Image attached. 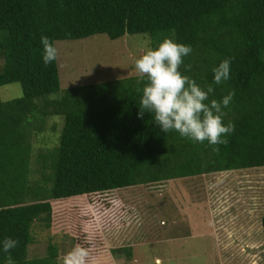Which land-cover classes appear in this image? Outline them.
Listing matches in <instances>:
<instances>
[{
	"label": "trees",
	"instance_id": "trees-1",
	"mask_svg": "<svg viewBox=\"0 0 264 264\" xmlns=\"http://www.w3.org/2000/svg\"><path fill=\"white\" fill-rule=\"evenodd\" d=\"M98 33H147L154 49L164 38L190 45L179 71L201 88L212 85L209 101L234 93L224 109L223 123L234 125L227 145L214 152L207 140L162 132L153 113L138 118L146 83L138 75L60 91L57 61L43 63L41 36L54 43ZM0 57V86L17 82L22 90L0 97V264L8 255L14 264H61L53 248L27 256L33 223L50 227L58 203L61 225L72 232L77 221L75 236L102 246L97 224L71 213L89 212L87 196L264 167V0H0ZM224 59L230 77L217 85L213 68ZM54 115L63 118L56 144L35 149L32 137ZM261 225L264 238V215ZM6 238L18 242L9 253Z\"/></svg>",
	"mask_w": 264,
	"mask_h": 264
},
{
	"label": "rangeland",
	"instance_id": "rangeland-1",
	"mask_svg": "<svg viewBox=\"0 0 264 264\" xmlns=\"http://www.w3.org/2000/svg\"><path fill=\"white\" fill-rule=\"evenodd\" d=\"M54 44L60 91L137 75L135 60L154 49L147 33L116 39L98 33ZM21 94L17 82L0 86L2 100ZM62 122L60 115L48 117L44 130L32 137L33 147L56 144ZM86 199L89 212L74 207L71 213L97 224L102 246L93 247L87 235L76 237L77 221L72 232L69 224L61 225L58 203L50 227L33 223L27 256L42 257L53 248L63 264L79 246L88 252L86 264H264V167L114 189Z\"/></svg>",
	"mask_w": 264,
	"mask_h": 264
},
{
	"label": "clouds",
	"instance_id": "clouds-1",
	"mask_svg": "<svg viewBox=\"0 0 264 264\" xmlns=\"http://www.w3.org/2000/svg\"><path fill=\"white\" fill-rule=\"evenodd\" d=\"M43 46V63L45 66L55 61L58 49L47 36H41ZM192 52L190 45L177 43L171 38H164L155 48H148L135 60L138 83H146L142 89L138 118L142 119L147 112L153 113L156 124L162 132L176 131L181 137L193 142L203 143L205 140L219 152L218 145H227V135L234 131V125L223 123L234 93L229 91L222 100L217 101L209 96L214 92L212 85L201 88L194 79L183 75L179 67L183 57ZM191 69L186 65L185 70ZM214 84H221L230 77V60L224 59L213 68ZM140 92V89H137ZM207 101V103H206ZM17 241L6 238L2 242V250L9 253L17 246ZM88 252L77 246L63 258V264H86ZM6 264H14L12 257H6Z\"/></svg>",
	"mask_w": 264,
	"mask_h": 264
},
{
	"label": "crops",
	"instance_id": "crops-1",
	"mask_svg": "<svg viewBox=\"0 0 264 264\" xmlns=\"http://www.w3.org/2000/svg\"><path fill=\"white\" fill-rule=\"evenodd\" d=\"M259 168H262V167H259ZM249 169H251V168H249ZM240 170H245V169H240ZM230 171H235V170H230ZM261 227H262V225H261ZM263 234V233H262Z\"/></svg>",
	"mask_w": 264,
	"mask_h": 264
}]
</instances>
